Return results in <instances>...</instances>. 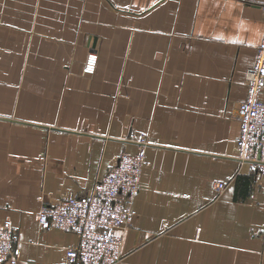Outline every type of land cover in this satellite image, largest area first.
<instances>
[{"label":"crops","instance_id":"obj_1","mask_svg":"<svg viewBox=\"0 0 264 264\" xmlns=\"http://www.w3.org/2000/svg\"><path fill=\"white\" fill-rule=\"evenodd\" d=\"M262 3L0 0V224L17 264H70L76 235L41 228V204L86 193L141 138L116 264H264V175L236 158Z\"/></svg>","mask_w":264,"mask_h":264},{"label":"built area","instance_id":"obj_2","mask_svg":"<svg viewBox=\"0 0 264 264\" xmlns=\"http://www.w3.org/2000/svg\"><path fill=\"white\" fill-rule=\"evenodd\" d=\"M262 32L256 46L254 63L244 75L247 85L245 98L238 106L240 133L236 140L239 161L249 169L264 175V3ZM97 53L86 54L81 66L85 75L94 73ZM135 153L122 151L106 173L93 180L86 193L43 202L37 222L43 229L61 228L76 235L77 241L65 249L70 264H116L122 259L121 231L133 215L131 201L139 189L145 161L144 139ZM217 189L223 187L218 182ZM17 235L7 222L0 224V264H17Z\"/></svg>","mask_w":264,"mask_h":264},{"label":"trees","instance_id":"obj_3","mask_svg":"<svg viewBox=\"0 0 264 264\" xmlns=\"http://www.w3.org/2000/svg\"><path fill=\"white\" fill-rule=\"evenodd\" d=\"M239 178H240V176H239Z\"/></svg>","mask_w":264,"mask_h":264}]
</instances>
